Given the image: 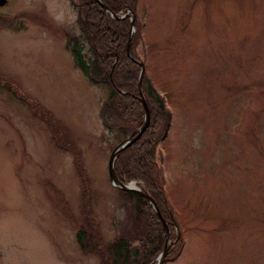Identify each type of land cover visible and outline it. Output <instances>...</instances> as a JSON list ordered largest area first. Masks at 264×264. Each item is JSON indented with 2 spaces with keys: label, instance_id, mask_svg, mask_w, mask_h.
I'll use <instances>...</instances> for the list:
<instances>
[{
  "label": "rangeland",
  "instance_id": "obj_1",
  "mask_svg": "<svg viewBox=\"0 0 264 264\" xmlns=\"http://www.w3.org/2000/svg\"><path fill=\"white\" fill-rule=\"evenodd\" d=\"M6 1L0 7V264H102L77 242L86 227L81 197L87 192L75 150L59 147L52 126L9 88L29 95L79 148L97 237L106 243L126 222L124 198L108 177L110 152L134 124L126 126L128 115L119 111L101 110L126 98L92 84L73 60L68 45L77 40L92 58L78 19L82 0ZM130 7L122 15L145 19L147 76L172 111L159 149L172 232L182 246L168 249L162 264H264V0H135ZM133 48L141 57L139 45ZM119 86L126 94V83Z\"/></svg>",
  "mask_w": 264,
  "mask_h": 264
},
{
  "label": "trees",
  "instance_id": "obj_2",
  "mask_svg": "<svg viewBox=\"0 0 264 264\" xmlns=\"http://www.w3.org/2000/svg\"><path fill=\"white\" fill-rule=\"evenodd\" d=\"M101 1L116 14H120L127 6H132L135 3V0ZM82 2L77 7H82L85 13L81 17L82 11L79 9L78 19L81 29L86 32L85 38L89 42L88 47L91 50L92 58H85L78 40L73 45L69 44L68 47L72 52L76 66L92 84L99 83L111 89L110 96L112 97L120 94L123 98H126L121 103L107 101L101 111L102 113L108 110L113 113L119 111L124 115H128L129 122L127 121L126 126L134 124L131 133L142 123L144 109L142 102L139 100V92L136 89L140 71L139 65L130 59L126 48L130 18H113L94 0H82ZM138 23L137 18L135 20L137 31L140 27ZM137 44L136 32L130 41L132 54L135 52L133 47ZM125 83L127 90H125L126 94L122 95L118 91V87ZM143 83L142 90L150 111L149 124L138 140L117 154L114 166L116 174L121 180L131 181L136 179L141 182L150 196L156 200L162 216L171 219L170 212L164 204L163 185L156 153L162 138L166 137L169 132V116L150 86L146 84L145 80H143ZM19 98L26 101L35 116L47 121L52 126L54 137L58 136L59 138V140L56 139L59 147L66 150H75L78 177L81 178L84 187L82 188L88 194L90 190L88 188L89 178L81 164L79 148L75 149L68 140L66 141L61 137L59 126L56 123L54 125L53 122H49L50 120L48 121L46 112L43 113L29 95L22 94ZM29 98L32 100L31 103ZM118 193L124 198L122 203L126 208V222L122 227V234L107 243L97 237L99 234L97 220H95L92 213L87 194H83L81 199L86 227L78 232L77 242H79L81 248H88L94 252L102 264H154V259L163 250L165 241L160 218L157 217L156 212L145 197L124 190H118ZM175 246L169 248L171 254L175 251Z\"/></svg>",
  "mask_w": 264,
  "mask_h": 264
},
{
  "label": "water",
  "instance_id": "obj_3",
  "mask_svg": "<svg viewBox=\"0 0 264 264\" xmlns=\"http://www.w3.org/2000/svg\"><path fill=\"white\" fill-rule=\"evenodd\" d=\"M101 7H104L107 12L109 14L112 15L111 11L109 10V8L105 5L104 2H101V0H95ZM6 0H0V6H3L6 4ZM121 18H123L122 16H120ZM131 24H132V21H131ZM128 49V53L130 55V48H129V42L127 43V47ZM141 76H142V71L141 73L139 74V85L141 84ZM142 102H143V105H144V111H145V115H144V119H143V123L140 125L139 128H137L135 130L136 134L135 135H130L128 138L120 141V143H118V145L116 147H114V149L111 151L110 153V158H109V161H108V177L110 179V183L120 189V190H125V191H130V192H134L142 197H146L148 199V201L150 202L151 206L154 207V210L156 211L157 213V216L160 217L161 221H162V226L164 228V231H165V243H164V246H163V251L158 255L157 257V263L156 264H162L165 260V256L168 252V238H167V233H168V227H167V220H165L162 216H161V213H160V210H159V207H157L156 205V202L155 200L152 198V196H150L148 194V192L146 190H143L136 186V181L135 180H132L128 183H125L123 181H121L119 179V177L116 175V171H115V166H114V162H115V159L117 157V154L120 152V150L122 149H125L126 147H129L131 146V143H133L134 141L138 140L140 137H141V134L142 132L147 128L148 126V120H149V111H148V108H147V105H146V102L143 100V98L140 99Z\"/></svg>",
  "mask_w": 264,
  "mask_h": 264
},
{
  "label": "bare ground",
  "instance_id": "obj_4",
  "mask_svg": "<svg viewBox=\"0 0 264 264\" xmlns=\"http://www.w3.org/2000/svg\"><path fill=\"white\" fill-rule=\"evenodd\" d=\"M147 24V23H146ZM146 26V25H145Z\"/></svg>",
  "mask_w": 264,
  "mask_h": 264
}]
</instances>
